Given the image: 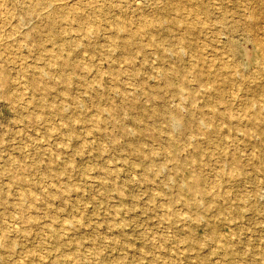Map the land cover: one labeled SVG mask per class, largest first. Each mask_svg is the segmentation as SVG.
<instances>
[{
    "label": "rangeland",
    "instance_id": "374dc122",
    "mask_svg": "<svg viewBox=\"0 0 264 264\" xmlns=\"http://www.w3.org/2000/svg\"><path fill=\"white\" fill-rule=\"evenodd\" d=\"M0 264H264V0H0Z\"/></svg>",
    "mask_w": 264,
    "mask_h": 264
}]
</instances>
